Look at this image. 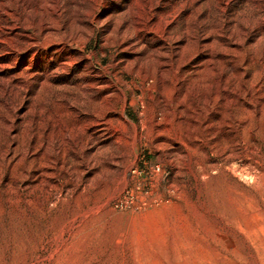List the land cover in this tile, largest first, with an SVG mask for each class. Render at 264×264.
I'll return each instance as SVG.
<instances>
[{
    "label": "rangeland",
    "instance_id": "1",
    "mask_svg": "<svg viewBox=\"0 0 264 264\" xmlns=\"http://www.w3.org/2000/svg\"><path fill=\"white\" fill-rule=\"evenodd\" d=\"M0 37V264H264V0H0Z\"/></svg>",
    "mask_w": 264,
    "mask_h": 264
},
{
    "label": "bare ground",
    "instance_id": "2",
    "mask_svg": "<svg viewBox=\"0 0 264 264\" xmlns=\"http://www.w3.org/2000/svg\"><path fill=\"white\" fill-rule=\"evenodd\" d=\"M144 4V3H143ZM6 11H7V9H6ZM3 13V12H2ZM60 18V17H59ZM76 19V18H75ZM13 20H14V18H13ZM42 20V19H41ZM57 21V20H56ZM80 21V20H79ZM82 21V20H81ZM62 22V21H61ZM64 22V21H63ZM22 23V22H21ZM20 23V24H21ZM58 23V22H57ZM56 23V24H57ZM60 23V22H59ZM65 23V22H64ZM73 23H75V22H73ZM72 23V24H73ZM118 23H121V22H118ZM117 23V24H118ZM127 24V23H126ZM58 25V24H57ZM26 26V25H25ZM79 26V25H78ZM20 27V26H19ZM75 27V26H74ZM121 27V26H120ZM10 28V27H9ZM43 28V27H42ZM50 28V27H49ZM56 28V27H55ZM116 28V27H115ZM124 28H125V26H124ZM40 29V28H39ZM70 29V28H69ZM121 29V28H120ZM2 30V29H1ZM56 29H54V31H55ZM58 30V29H57ZM115 30V29H114ZM4 30H2V32H3ZM39 31V30H38ZM73 31V30H72ZM126 31V30H125ZM124 31V32H125ZM56 32V31H55ZM64 32V31H63ZM68 32V31H67ZM79 32V31H78ZM127 32V31H126ZM125 32V34H127ZM129 32V31H128ZM132 32V31H131ZM54 33V32H53ZM71 33V32H70ZM70 33H69V35L68 34H65V33H61V35L60 36H55L54 38H53V41L52 42H49V43H52L53 45H62V46H65L66 45V42L68 41L67 40V38L68 37H70L71 38V36H70ZM117 33V32H116ZM186 33V32H185ZM5 34V33H4ZM41 34V33H40ZM72 34H75L74 32L72 33ZM78 34V33H77ZM77 34H75V35H77ZM118 34V33H117ZM7 35V34H6ZM5 35V36H6ZM15 35V34H14ZM48 35H49V33H48ZM55 35V34H54ZM129 35V34H128ZM188 35V34H187ZM16 36H18V35H16ZM20 36V35H19ZM31 36V35H30ZM47 36V35H46ZM50 36V35H49ZM120 36V35H119ZM126 36V35H125ZM209 36V35H208ZM12 37V36H11ZM52 37V36H51ZM122 37H123V35H122ZM1 38V37H0ZM27 38V37H26ZM46 38V37H45ZM48 38V37H47ZM73 38V37H72ZM76 38V37H75ZM124 38V37H123ZM127 38V37H126ZM125 38V39H126ZM172 38V37H171ZM199 38V37H198ZM198 38H197V40H198ZM3 39V38H2ZM5 39V38H4ZM120 39V38H119ZM175 39V38H174ZM196 39V38H195ZM79 40V39H78ZM9 41L11 42V43H13V38H10L9 39ZM29 41V40H28ZM27 41V42H28ZM34 41V40H33ZM45 41V40H44ZM73 41V40H72ZM123 41V40H122ZM121 41V42H122ZM228 41V40H227ZM232 41V40H231ZM26 42V43H27ZM71 42V41H70ZM120 42V43H121ZM124 42H126V41H124ZM193 42V41H192ZM194 42H196V41H194ZM241 42V41H240ZM35 43V42H34ZM72 43V42H71ZM127 44V43H126ZM227 44V43H226ZM42 45V44H41ZM195 45V44H194ZM200 45V44H199ZM219 45V44H218ZM30 46H32V43L30 44ZM128 46V45H127ZM188 46V45H187ZM192 46V45H191ZM196 46V45H195ZM207 46V45H206ZM217 46V45H216ZM14 47V46H13ZM21 47V46H20ZM48 47V46H47ZM168 47V46H167ZM174 47V46H173ZM204 47V46H203ZM227 47V46H226ZM39 48V47H38ZM46 48V47H45ZM181 48V47H180ZM195 48V47H194ZM202 48V47H201ZM210 48H212V47H210ZM137 49V48H136ZM182 49V48H181ZM205 49V48H204ZM19 50V49H18ZM135 50V49H134ZM218 50V49H217ZM234 50V49H233ZM33 51H34V49H33ZM157 51V50H156ZM172 51V50H171ZM174 51H176V50H174ZM201 51V50H200ZM211 51V50H210ZM215 51V50H214ZM221 51V50H220ZM231 51V50H230ZM25 52V51H24ZM56 52V51H55ZM197 52V51H196ZM19 53V52H18ZM35 53V52H34ZM54 53V52H53ZM65 53V52H64ZM157 53V52H156ZM159 53V52H158ZM182 53V52H181ZM192 53V52H191ZM211 53V52H210ZM215 53V52H214ZM229 53H231V52H229ZM40 54V53H39ZM220 54V53H219ZM234 54V53H233ZM14 55V54H13ZM45 55V54H44ZM60 55V54H59ZM165 55V54H164ZM169 55V54H168ZM173 55V54H172ZM190 55V54H189ZM203 55V54H202ZM221 55V54H220ZM34 56H35V54H33L32 56H31V59L32 58H34ZM50 56V55H49ZM57 56V55H56ZM211 56V55H210ZM213 56V55H212ZM224 56V55H223ZM226 56V55H225ZM229 56V55H228ZM169 57H170V55H169ZM183 57V56H182ZM214 57V56H213ZM217 57V56H216ZM11 59V58H10ZM49 59V58H48ZM137 59V58H136ZM150 59V58H149ZM191 59V58H190ZM14 60V59H13ZM27 60V59H26ZM181 60V59H180ZM184 60V59H183ZM183 60H182V62H183ZM16 61V60H15ZM30 61L31 60H29L27 63H30ZM150 61V60H149ZM158 61V60H157ZM173 61V60H172ZM200 61H202V60H200ZM204 61V60H203ZM214 61V60H213ZM212 58H210V59H208V60H206L205 62H202L201 64H199V65H201V66H208L209 64H211L212 62ZM18 62V61H17ZM131 62V61H130ZM148 62V61H147ZM179 62H181V61H179ZM220 62V61H219ZM47 63V62H46ZM61 63V62H60ZM166 63H168V61H166ZM178 63V62H177ZM188 63V62H187ZM66 64V63H65ZM133 64V63H132ZM147 64V63H146ZM151 64V63H150ZM180 64V63H179ZM214 64V63H213ZM228 64V63H227ZM152 65V64H151ZM154 65V64H153ZM156 65V64H155ZM154 65V66H155ZM162 65V64H161ZM161 65H159L160 67H161ZM223 65V64H222ZM226 65V64H225ZM229 65V64H228ZM61 66H63V65H61ZM176 66H177V64H176ZM179 66H181V65H179ZM214 66V65H213ZM232 66V65H231ZM158 67V66H157ZM235 67V66H234ZM28 68H30V67H28ZM146 68V67H145ZM57 69V68H56ZM138 69V68H137ZM173 69V68H172ZM214 69V68H213ZM152 70V69H151ZM159 70V69H158ZM161 70V69H160ZM178 70L179 69H175V71L176 72H178ZM211 70V69H210ZM145 71H148V70H145ZM163 71V70H162ZM199 71V70H198ZM198 71H196V72H198ZM213 71V70H212ZM136 72V71H135ZM149 72H150V70H149ZM194 72V71H193ZM202 72V71H201ZM204 72V71H203ZM19 73V72H18ZM52 73V72H51ZM136 73H138V72H136ZM143 73V72H142ZM145 73V72H144ZM155 73V72H154ZM174 73V72H173ZM229 73V72H228ZM140 74V73H139ZM151 74V73H150ZM161 74V73H160ZM163 74V73H162ZM203 74H205V73H203ZM35 75V74H34ZM156 75V74H155ZM186 75V72L184 71V72H182L181 73V75H180V77H183V76H185ZM190 74H188V76H189ZM195 75V74H194ZM208 75V74H207ZM226 75V74H225ZM19 76V75H18ZM21 76H22V74H21ZM28 76V75H27ZM38 76V75H37ZM137 76V75H136ZM140 76V75H139ZM144 76V75H143ZM149 76V75H148ZM165 76V75H164ZM187 76V77H188ZM196 76V75H195ZM205 76H206V74H205ZM211 76V75H210ZM231 76V75H230ZM233 76V75H232ZM231 76V77H232ZM238 76V75H237ZM30 77V76H29ZM95 77V76H94ZM145 77V76H144ZM176 77V76H175ZM208 77V76H207ZM213 77V76H212ZM219 77V76H218ZM229 77V76H228ZM152 78V77H151ZM161 78V77H160ZM159 78V79H160ZM49 79V78H48ZM142 79V78H141ZM180 79V78H179ZM178 79V80H179ZM183 79V78H182ZM209 79V78H208ZM207 80V79H206ZM211 80H213L212 78H211ZM6 81V80H5ZM13 81V80H12ZM142 81V80H141ZM148 81V80H147ZM177 81V80H176ZM209 81V80H208ZM7 82V81H6ZM10 82V81H9ZM108 82V81H107ZM214 82V81H213ZM48 83V82H47ZM97 83V82H96ZM157 83H159V82H157ZM43 84V83H42ZM49 84V83H48ZM107 84V83H106ZM123 84V83H122ZM121 84V85H122ZM206 85H207V83H205ZM221 84V83H220ZM108 85V84H107ZM148 85V84H147ZM203 85V84H202ZM95 86V84L94 85H89V88H91L92 89V87H94ZM112 87H116V84H112L111 85ZM161 86V85H160ZM216 86V85H215ZM13 87V86H12ZM51 87V86H50ZM109 87V86H108ZM154 87L155 86H152V88H150V87H148V88H150V89H154ZM10 88V87H9ZM25 88H27V87H25ZM85 88H86V86H85ZM84 88V89H85ZM95 88V87H94ZM101 88H102V86H101ZM107 88V87H106ZM219 88V87H218ZM15 89V88H14ZM20 89V88H19ZM39 89H40V87H39ZM48 89V88H47ZM57 89V88H56ZM81 89V88H80ZM88 89V88H87ZM90 89V90H91ZM96 89H97V87H96ZM100 89V88H99ZM147 89V88H146ZM173 89V88H172ZM202 89H203V86H202ZM206 89V88H205ZM10 90V89H9ZM22 90V89H21ZM44 90V89H43ZM98 90V89H97ZM115 90V89H114ZM211 90V89H210ZM209 90V91H210ZM11 91V90H10ZM18 91V90H17ZM83 91V90H82ZM118 91H119V95L121 96L120 98H123L124 99V101H125V93H124V90H121V89H118ZM160 91V90H159ZM202 91V90H201ZM203 91H204V89H203ZM44 92V91H43ZM84 92V91H83ZM89 92V91H88ZM96 92V91H95ZM98 92V91H97ZM115 92V91H114ZM113 92V93H114ZM154 92V91H153ZM205 92H206V90H205ZM214 92V91H213ZM11 93V92H10ZM17 93V92H16ZM39 93V92H38ZM149 93V92H148ZM218 93H219V91H218ZM14 94V93H13ZM37 94V93H36ZM94 95V94H93ZM162 95V94H161ZM14 96V95H13ZM112 96V95H111ZM172 96V95H171ZM205 97V96H204ZM219 97V96H218ZM101 98V97H100ZM107 98V97H106ZM111 98V97H110ZM114 98V97H113ZM210 98V97H209ZM14 99V98H13ZM91 99V98H90ZM93 99V98H92ZM108 99V98H107ZM151 99H152V97H151ZM157 99V98H156ZM168 99V98H167ZM102 100V99H101ZM112 100V99H111ZM155 100V99H154ZM170 100V99H169ZM218 100V99H217ZM222 100V99H221ZM13 101V100H12ZM17 101V100H16ZM19 101V100H18ZM56 101V100H55ZM89 101V100H88ZM87 101V102H88ZM94 101V100H93ZM103 101V100H102ZM153 101V100H152ZM158 100H156V102H157ZM178 101H180V100H178ZM182 101V100H181ZM155 102V103H156ZM169 102V101H168ZM12 103V102H11ZM102 103V102H101ZM185 103V102H184ZM210 103V102H209ZM226 103V102H225ZM60 104H62V103H60ZM92 105H94V106H97L98 104H100V102L98 101V102H92L91 103ZM108 104V103H107ZM152 104V103H151ZM158 104H160V102L158 103ZM180 104V103H179ZM228 104V103H227ZM14 105V104H13ZM20 105V104H19ZM57 105V104H56ZM63 105V104H62ZM71 105V104H70ZM113 105V104H112ZM10 106V105H9ZM65 106V105H64ZM100 106V105H99ZM153 106V105H152ZM14 108H15V106H13ZM12 107V108H13ZM17 107V106H16ZM63 107V106H62ZM91 107V106H90ZM101 107V106H100ZM99 107V108H100ZM107 107V106H106ZM111 107V106H110ZM150 107V106H149ZM161 107V106H160ZM159 107V109H161ZM71 108V107H70ZM95 108V107H94ZM102 108V107H101ZM192 108V107H191ZM10 109V108H9ZM31 109V108H30ZM43 109V108H42ZM58 109V108H57ZM105 109V108H104ZM111 109V108H110ZM65 110V109H64ZM68 110V109H67ZM106 110V109H105ZM152 110V109H151ZM11 111V110H10ZM31 111V110H30ZM61 111V110H60ZM63 111V110H62ZM71 111V110H70ZM100 111V110H99ZM5 112V111H4ZM12 112V111H11ZM64 112V111H63ZM62 112V113H63ZM67 112V111H66ZM97 112V111H96ZM106 112V111H105ZM114 112V111H113ZM41 113V112H40ZM65 113V112H64ZM16 114V113H15ZM104 114V113H103ZM25 115V114H24ZM59 115V114H58ZM64 115H66V114H64ZM68 115V114H67ZM94 115V114H93ZM14 116V115H13ZM120 116L122 117V110H121V113H120ZM8 117V116H7ZM61 117V116H60ZM99 117H101V116H99ZM103 117V116H102ZM108 117V116H107ZM165 117V116H164ZM189 117V116H188ZM68 118V117H67ZM117 118H118V116H117ZM187 118V117H186ZM61 119V118H60ZM99 119V118H98ZM164 119V118H163ZM101 120V119H100ZM105 120V119H104ZM169 120V119H168ZM11 121V120H10ZM14 121V120H13ZM59 121V120H58ZM106 121V120H105ZM171 121V120H170ZM6 122H7V120H6ZM29 122V121H28ZM27 122V123H28ZM94 122V121H93ZM102 122V121H101ZM114 122V121H113ZM103 123V122H102ZM166 123V122H165ZM168 123V122H167ZM1 124V123H0ZM106 124H108L109 125V120H108V122L106 123ZM16 125V124H15ZM62 125V124H61ZM99 125V123L97 122V123H93V126H98ZM114 125V124H113ZM132 125V124H131ZM1 126V125H0ZM42 126H44V125H42ZM65 126V125H64ZM112 126V125H111ZM12 127H13V124L12 125H10L9 127H8V131H11V129H12ZM16 127V126H15ZM27 127V126H26ZM31 127V126H30ZM121 127V126H120ZM141 127H142V125H141ZM144 127V126H143ZM2 128V127H1ZM4 128V127H3ZM23 128V127H22ZM41 128V127H40ZM46 127H44V129H45ZM65 128V127H64ZM108 128H110V127H108ZM5 129V128H4ZM26 129V128H25ZM86 129V128H85ZM103 129V128H102ZM133 129L134 130H136V127L135 126H133ZM132 129V130H133ZM2 130V129H1ZM0 130V131H1ZM23 130H24V128H23ZM31 130V129H30ZM19 131V130H18ZM22 131V130H21ZM102 131H104V130H102ZM113 131V130H112ZM119 131V130H118ZM127 131V130H126ZM131 131V130H130ZM2 132V131H1ZM132 132V131H131ZM31 133V132H30ZM39 133V132H38ZM42 133V132H41ZM53 133V132H52ZM114 133V132H113ZM40 134V133H39ZM51 134V133H50ZM50 134H48V135H50ZM61 134V133H60ZM83 134V133H82ZM105 134V133H104ZM138 134V133H137ZM137 134H135L136 136H137ZM5 135V134H4ZM25 135V134H24ZM27 135V134H26ZM43 135V134H42ZM102 135H103V133H102ZM132 135V134H131ZM28 136V135H27ZM30 136V135H29ZM35 136V135H34ZM62 136V135H61ZM64 136V135H63ZM122 136V135H121ZM33 137V136H32ZM50 136H48V138H49ZM65 137H67V136H65ZM64 137V138H65ZM68 137H69V135H68ZM98 137V136H97ZM3 138V137H2ZM7 138V137H6ZM16 138V136H11L10 137V140H11V143L14 141V139ZM63 138V139H64ZM92 138V137H91ZM112 138V137H111ZM118 138V137H117ZM25 139V138H24ZM55 139V138H54ZM115 139V138H114ZM47 140V139H46ZM117 140V139H116ZM18 141V140H17ZM9 142V141H8ZM21 142V141H20ZM38 142V141H37ZM62 142V141H61ZM116 142V141H115ZM134 142V141H133ZM1 143V142H0ZM4 143V142H3ZM7 143V142H6ZM11 143H9V147L11 146ZM28 143V142H27ZM49 143V142H48ZM52 143V142H51ZM55 143V142H54ZM17 144V143H16ZM59 144V143H58ZM114 144V143H113ZM30 145V144H29ZM37 145V144H36ZM115 145V144H114ZM2 146V145H1ZM47 146V145H46ZM50 146H51V144H50ZM25 147V146H24ZM32 147V146H31ZM52 147V146H51ZM1 148V147H0ZM16 148V147H15ZM34 148V147H33ZM38 148H40V147H38ZM53 148V147H52ZM59 148V147H58ZM123 148H124V146H123ZM36 149V148H35ZM61 149V148H60ZM45 150V149H44ZM55 150H57V149H55ZM115 150H117V149H115ZM120 150V149H119ZM124 150V149H123ZM122 150V151H123ZM15 152L14 150H7L6 152H5V155H7L8 153H10V152ZM23 151H25V149L23 150ZM27 151H28V149H27ZM30 151V150H29ZM36 151V150H35ZM4 152V151H3ZM20 152H22L21 150H20ZM31 152V151H30ZM47 152V151H46ZM65 152V151H64ZM115 153V152H114ZM124 153H125V151H124ZM4 154V153H3ZM20 154V153H19ZM33 154V153H32ZM45 154V153H44ZM61 154V153H60ZM118 154H120V153H118ZM30 155V154H29ZM54 155V154H53ZM116 155V154H115ZM2 156V155H1ZM0 156V157H1ZM4 156V155H3ZM43 156V155H42ZM45 156H46V154H45ZM111 156V155H110ZM121 156V155H120ZM19 157V156H18ZM63 157V156H62ZM2 158V157H1ZM108 158V157H107ZM125 158V157H124ZM123 158V159H124ZM7 159V158H6ZM110 159V158H109ZM115 159V158H114ZM24 160V159H23ZM57 160H59V159H57ZM119 160V159H118ZM7 161V160H6ZM12 161V159L11 158H9L8 159V164L10 163ZM45 161V160H44ZM61 161V160H60ZM110 161V160H109ZM2 162V161H1ZM23 162V161H22ZM28 162H31V161H28ZM55 162V161H54ZM115 161H113V163H114ZM122 162V161H121ZM19 164H20V162H19ZM29 164V163H28ZM49 164V163H48ZM53 164V163H52ZM115 164V163H114ZM4 165V164H3ZM14 165V164H13ZM20 165H22V164H20ZM43 165V164H42ZM41 165V166H42ZM33 166V165H32ZM50 166V165H49ZM55 166V165H54ZM13 167V166H12ZM16 167V166H15ZM23 167V166H22ZM116 167V166H115ZM3 168V167H2ZM46 168V167H45ZM44 168V169H45ZM1 169V168H0ZM4 169V168H3ZM11 170V169H10ZM5 171V170H4ZM16 171V170H15ZM14 171V172H15ZM10 172H12V171H10ZM43 172V171H42ZM9 173V172H8ZM16 173V172H15ZM18 173H21V172H18ZM1 174H2V171H1ZM10 175V174H9ZM16 176V175H15ZM22 176V175H21ZM52 176V175H51ZM12 177H13V175H12ZM11 177V178H12ZM18 177V176H17ZM28 177V176H27ZM16 178V177H15ZM20 178V177H19ZM19 178H18V181H19ZM7 179V178H6ZM26 179V178H25ZM13 180V179H12ZM28 180H30V179H28ZM45 180V179H44ZM16 181V180H15ZM40 181V180H39ZM9 182V181H8ZM42 183V182H41ZM11 184H12V182H11ZM18 185V184H17ZM38 186V185H37ZM44 186V185H43ZM17 187V186H16ZM35 187V186H34ZM37 188V187H36ZM20 188L19 187H17V188H13L12 186H8V193L10 194V197H9V199H7L9 202H11V203H13V198H12V195L13 194H16V192L19 190ZM38 189V188H37ZM4 190V189H3ZM36 190V189H35ZM22 191V190H21ZM5 192H6V190H5ZM21 193V192H20ZM2 195V194H1ZM0 195V196H1ZM51 195V194H50ZM14 196V195H13ZM47 199V198H46ZM17 201H19V200H17ZM16 201V202H17ZM3 203H4V201H3ZM28 203V202H27Z\"/></svg>",
    "mask_w": 264,
    "mask_h": 264
}]
</instances>
